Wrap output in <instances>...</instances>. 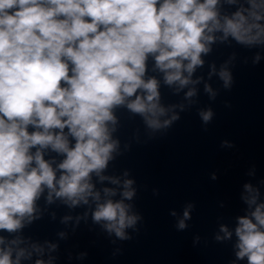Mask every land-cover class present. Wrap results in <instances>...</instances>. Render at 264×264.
Here are the masks:
<instances>
[{
  "label": "clouds",
  "instance_id": "obj_1",
  "mask_svg": "<svg viewBox=\"0 0 264 264\" xmlns=\"http://www.w3.org/2000/svg\"><path fill=\"white\" fill-rule=\"evenodd\" d=\"M219 46L255 49L251 64H260L264 0H0V264H58L61 241L89 221L121 254L118 242L132 240L144 218L136 179L114 166L132 147L118 135V113L138 117L148 139L165 135L199 104L201 85L210 101L232 89L238 53L219 65L206 59ZM164 88L179 100L166 103ZM197 115L207 131L213 108ZM245 175L242 214L231 223L218 216L212 239L231 245L229 264H264V178L255 164ZM195 207L170 210L177 231L190 227ZM54 208L66 209L55 239L25 234L46 216L56 221ZM200 242L195 235L193 246Z\"/></svg>",
  "mask_w": 264,
  "mask_h": 264
},
{
  "label": "water",
  "instance_id": "obj_2",
  "mask_svg": "<svg viewBox=\"0 0 264 264\" xmlns=\"http://www.w3.org/2000/svg\"><path fill=\"white\" fill-rule=\"evenodd\" d=\"M232 51L238 53L232 89L221 88L216 100L210 101L201 85L199 104L182 113L165 135L148 139L138 117L130 119L126 112L118 113V135L122 143L131 142L132 147L114 166L117 172L129 169L136 179L135 205L143 222L132 240L118 242L122 253L115 257L112 252L117 245H112L98 227L90 231V221L89 225L81 223L74 235L61 241L58 264H229L233 258L231 245L212 239L217 217L223 216V222L231 223L232 217L242 214L244 206L239 193L242 183L250 179L245 173L251 165L256 166V179L264 178V59L252 65L250 57L256 50L239 46H219L206 59L219 65ZM245 56L249 57L248 64L242 63ZM206 71L205 67L203 72ZM212 83L214 88H220L215 77ZM162 94L166 103L179 100L166 88ZM209 105L215 117L205 131L197 108ZM137 131L140 143L134 139ZM222 140L233 142L235 147L221 148ZM212 172L217 173L215 181L210 178ZM153 189H158L159 194L154 195ZM189 201L196 205L188 222L190 227L177 231L175 218L169 212H180ZM221 201L224 208L219 207ZM54 210L56 221L46 216L26 229L25 234L34 239H55L56 232L63 228L59 217L66 209ZM195 235L201 236V242L193 246ZM68 251L73 253L71 261L67 259ZM80 251L88 253L82 261L75 259Z\"/></svg>",
  "mask_w": 264,
  "mask_h": 264
}]
</instances>
